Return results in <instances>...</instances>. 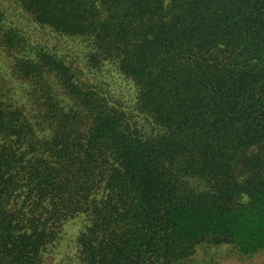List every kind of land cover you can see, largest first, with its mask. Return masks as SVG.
<instances>
[{"label":"trees","instance_id":"16d2710c","mask_svg":"<svg viewBox=\"0 0 264 264\" xmlns=\"http://www.w3.org/2000/svg\"><path fill=\"white\" fill-rule=\"evenodd\" d=\"M10 2L88 42L135 99L90 87L54 50L11 55L33 101L0 89V264H45L76 217L81 264L264 251V0ZM26 45L0 10V48Z\"/></svg>","mask_w":264,"mask_h":264},{"label":"rangeland","instance_id":"374dc122","mask_svg":"<svg viewBox=\"0 0 264 264\" xmlns=\"http://www.w3.org/2000/svg\"><path fill=\"white\" fill-rule=\"evenodd\" d=\"M0 10L3 13V23L7 30H15L27 42L25 50L18 52L8 53L0 48V89L5 92L10 102L30 107L33 101V84L15 76L11 55L20 56L21 53L26 52L33 55L35 51L45 48L54 50L56 54L64 56L67 64L82 70L91 80H89L91 83H88L90 87L92 85L101 87V82H104L106 93L113 92V96L122 98L127 109L134 105L135 90L132 85L117 73L118 69L113 64L90 60L89 56L93 53L88 42L59 36L53 30L36 24L27 13L10 0H0ZM95 69L102 74L107 71L108 75L105 77L101 73H96ZM137 118L138 116L134 117L135 120ZM84 224L82 218L76 217L64 226L59 243L55 247H49L45 264H81L78 261L76 247H74V239ZM185 264H264V251L247 257L240 255L234 247L226 243L215 246L202 244L196 247L194 255Z\"/></svg>","mask_w":264,"mask_h":264}]
</instances>
